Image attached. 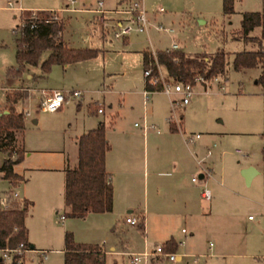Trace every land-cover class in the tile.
<instances>
[{"label": "rangeland", "instance_id": "1", "mask_svg": "<svg viewBox=\"0 0 264 264\" xmlns=\"http://www.w3.org/2000/svg\"><path fill=\"white\" fill-rule=\"evenodd\" d=\"M119 1L103 0L102 9L124 8L133 0H123L122 4H118ZM140 1L148 27L143 32H131L128 41H125L123 37H114L113 18L104 16V25L100 22L101 13L93 10L98 0H76L73 7L78 9L61 11L66 19L64 38L71 46L96 48L97 54L66 69L54 64L45 76L40 75V63L32 65L30 68L36 74L34 78H28L24 72L11 84L14 87L21 84L36 87L30 91L28 98L25 97L16 106L20 112L28 111L24 115L22 137L24 147L31 154L24 151L16 167L27 179L12 185L8 179L0 177V197L9 189L16 191L21 200L28 197L26 193L33 194V206L28 207L24 220L26 236L28 243L45 250L46 255L40 256L38 251L26 254L25 264H64V234L66 230L72 231L68 223L76 220L75 226L80 231L84 230L82 217L65 213L64 172L58 168L63 165V149L71 151V138L97 126L100 120L106 123V131L115 148L118 140H114L111 134L137 131L133 135L141 161L146 148L148 156L157 151L161 145L159 140L170 130L178 132L176 136L180 135V138L182 133L186 142L190 141V135L200 134L201 138L196 140H209L215 144L213 151L217 150V157L208 165L211 172L206 184L212 198L202 200L206 212L209 205L212 207L209 228L199 225L191 234L187 221L179 219L175 229L185 243L179 250L183 254L181 260L164 257L160 262H152L149 257L147 264H264V93L261 84L256 81L261 66L258 64L241 70L232 66L237 51L257 48L254 41L245 40L241 35V19L245 11H259L264 20V0H234L230 13L223 10V0ZM66 2L0 0V86H9L6 69L16 63L15 39L18 32L14 28L26 12L21 11L18 17L19 11L50 9L54 11H48L50 15L62 20L58 11L66 7ZM33 10H29L30 13ZM159 24L174 29L179 50L188 55L204 52L210 56L218 49L227 53L226 72L220 75L221 87L212 85L211 91L194 95L185 107H174L170 97L160 91L151 92L149 101L144 105L140 94L145 88L140 50H163L171 41L168 32L155 28ZM249 34L260 36L261 27H254ZM48 53V50L44 51L40 61ZM161 71L164 72V69ZM51 87L78 89L81 95L58 110L45 111L38 107V88ZM14 90L17 89H0L1 112L7 107L5 94H12ZM78 102L80 106H77ZM91 102L97 106L98 102H104V113H93L89 108ZM34 118L36 123L32 122ZM143 130L145 134L138 133ZM20 137L21 134H18ZM192 143L189 142V145ZM203 153L201 151L200 155ZM5 157L6 153L0 151V165ZM11 157L15 158V153ZM211 157L206 158L205 164ZM245 163H251L250 166L259 171L249 184L241 174ZM199 173L203 174V169L198 164L194 176L202 182ZM201 184L203 186V182ZM143 196L142 192L137 196V203L143 200ZM21 200H16L14 205H21ZM249 214L253 217L250 226L246 223ZM206 216L207 213L199 217L207 219ZM182 226L188 231L182 232ZM133 228L136 229L132 227L131 231L136 232ZM17 231L14 229L13 233ZM143 234L135 233L134 240L141 248L133 253L144 251L145 246L151 251L162 245ZM214 252L224 254H210ZM111 258L108 256L107 264H112ZM115 258L117 264H132L126 254L116 255Z\"/></svg>", "mask_w": 264, "mask_h": 264}, {"label": "trees", "instance_id": "2", "mask_svg": "<svg viewBox=\"0 0 264 264\" xmlns=\"http://www.w3.org/2000/svg\"><path fill=\"white\" fill-rule=\"evenodd\" d=\"M234 0H223V10L230 13L233 10ZM50 12L37 10V17L49 18ZM21 18L27 21L25 26L15 25L18 35L15 39L16 64L6 69L8 76H21L28 66L40 63L41 76L46 75L54 64H67L94 57L97 49L92 47L69 46L62 37L65 22L61 18H49V21L36 22L33 26L30 20V11L22 14ZM261 27L260 36L250 35V31ZM241 35L245 40L254 41L257 48L254 50H241L234 54L232 66L235 70L247 69L256 65L261 66V73L257 78L264 90V20L259 11H245L241 19ZM49 53L40 61L44 51ZM155 57L149 49L142 51L143 67L151 62L155 67L157 61L164 69L166 79L184 82H193L194 77L203 75H225L227 53L218 49L210 56L204 52L188 55L182 50L165 51L156 50ZM143 68V69H144ZM145 87L159 88L146 82ZM27 96L26 90H14L6 94L9 101L7 112L0 114V151L6 157L0 165V177L8 179L15 185L22 177L14 171V164L20 162L24 156V143L18 134L22 135L24 129V114L13 106L20 98ZM98 108H96L97 111ZM105 123L99 121L97 126L87 130L78 137L77 163L74 166L66 165L64 168V203L68 216L84 217L89 212L111 211L113 205V186L105 166L106 152L110 144L105 135ZM16 157L12 158L11 154ZM29 202L8 209L0 208V247L13 246L20 241L29 245L24 225L25 215ZM140 226V224H139ZM18 231L13 233L14 228ZM163 249L174 250L176 243L167 240ZM0 264H3L0 262ZM64 264H106L105 252L97 243L79 242L74 238L73 232L66 230L64 234Z\"/></svg>", "mask_w": 264, "mask_h": 264}, {"label": "crops", "instance_id": "3", "mask_svg": "<svg viewBox=\"0 0 264 264\" xmlns=\"http://www.w3.org/2000/svg\"><path fill=\"white\" fill-rule=\"evenodd\" d=\"M75 3L76 1L74 3H69V0H67L65 4L66 7H61L60 11H58L65 22V26H66V19L62 15L61 11L65 9L69 10V8L72 10L78 9L76 7H73V4ZM122 3L123 0H120L118 2V4H122ZM8 4H10V1H8ZM33 6L39 8V6L41 5H37V6L33 5ZM97 7L98 5L94 7L93 10L96 11L95 9ZM28 10H33V9L20 10L18 17L20 16L21 11H28ZM34 10L50 11V9H34ZM104 16L106 18H113L114 20L117 18L124 17L122 14H117L111 11H106L104 13ZM107 21L111 22V20H107ZM104 35L105 32H103V36ZM62 37L63 40L69 45L68 41L64 38V31L62 32ZM123 38L125 41H128V35L124 36ZM143 50L146 49L140 50L142 66H143V59H142ZM77 62L80 61L67 63V64H58V65H61L63 69H66L71 64H75ZM24 72L27 73L28 78H34L35 77L34 75H36L31 70L30 66H28ZM20 77L21 76L7 75L8 84L10 87L6 84H3L0 86V89L7 90V89L15 88L17 90H26L27 91L26 97L28 98L30 91L36 89V87H32L31 85L28 84H21L18 87H14V85H11L12 82H14V79H19ZM144 85H145V81H144ZM56 88H60V87H51L48 89L38 88L40 90V97L42 96L41 93L42 89L50 91ZM198 89H200V86H198ZM103 92H106V90ZM201 93L203 92H197L194 95H198ZM140 94L142 95V91H140ZM23 100L25 99L20 98L13 103L15 109L17 104L19 102H22ZM147 101H149V99ZM190 101L187 104H189ZM91 103L89 104V108L90 107L92 108L93 113L95 114L104 113L105 111L104 102L101 103L102 111L100 112L98 111V109L96 111V108H98L99 105L97 106L93 102ZM9 104L10 103L6 99V94H5V105H7V107L3 108L2 112L0 110V114L3 112H7ZM187 104L180 107H185ZM77 106H80V102L77 103ZM61 107H59L58 109H60ZM181 117L182 114H180V118ZM34 119H32V122L36 123L37 119L35 122L33 121ZM106 129L107 128H105V135L110 144V148L106 152L105 166L107 172L109 173L111 184L113 186L112 210L104 211V212H89L86 216L82 217L85 227L84 230L82 231H80L75 226L76 220L70 221L68 223V228H70L73 231L74 238L77 241L99 244L102 247V250L105 252L106 264H107L108 256H112L111 258L112 264H117V258H115L116 255L126 254L128 255V257H130L129 255L131 252H133L135 249L139 250L141 248L140 244L136 243L134 240V238H136L135 233L138 232H140L141 234L145 233V235L143 234L144 237L146 236L155 239L161 242L162 245L167 240H173L176 243V248L174 250H168L167 252L175 253V258L173 260H181L183 254L180 253L179 250L185 243H183L181 235H178L177 234L178 231L175 229L178 220L184 218V220L187 221L189 228L191 230V234H192V230L197 228V226L199 225H202L203 228L205 227L209 228L210 213H211L210 209L212 207H210L209 205L207 207V212H206L202 203V200L205 198L201 196V187H202L201 183L203 182V184H207L208 177L206 178L205 176H203L202 173H199L198 176L199 178H202L203 180L202 182L193 180L192 177H194V173L197 170L198 159H202V163L205 166H208L212 163L214 158L217 157V150L213 151L215 144L210 143L209 140H205V139L196 140L198 138H201L199 134L198 137H194L192 140L189 141L190 143L193 142L192 145H189V142L184 141L182 133L180 138V135L179 137L176 136L178 132H174V130L173 131L170 130L164 134L161 140H159L161 142V145L157 147L158 148L157 151H155L150 156H148V151L146 148V152L143 155L141 161L140 159H138L139 154L137 151V143L135 141L136 138L133 135L134 133H137V131H132L128 133L122 132L120 135L115 133L111 134V137H113L114 140L115 139L118 140V142L115 143L117 144V148H115L114 143H112L111 141L110 134L107 133ZM138 133L145 134V131L144 130L141 132L138 131ZM81 134L82 133L77 134L71 138L72 148L70 152H68L67 149L66 150L63 149V157H64L63 165L62 167L58 168L59 170L64 172V168L66 165H70V166L76 165L77 155H78V137ZM21 138L23 141L22 135ZM208 148L211 149L210 154H207ZM24 149L27 154H31V152L27 151L25 147ZM201 151L204 152L202 155H200ZM223 154L224 153L222 152L221 155ZM211 155L213 157H211L210 161L206 162L205 164L204 161L206 160V158L210 157ZM20 162L14 164V171L22 177V179L19 180L17 183L21 181H25L27 179V177L23 173L17 171L16 167ZM250 164L251 163H245L242 166L246 167V166H250ZM44 169H50V167ZM258 172L259 171L256 170V173H254V175L257 174ZM189 175L191 177H189ZM141 192L144 195L143 200L138 201L139 203H137L136 198L138 195H140ZM26 194L28 197H24L22 200L21 199L20 200L21 202L24 201L29 202V207L32 208L33 201L31 200V198L33 194L29 192ZM63 197H64V191H63ZM211 198H212V194H211ZM211 198L206 200H211ZM65 209L67 210V208ZM206 213L208 216L207 219H205V217L203 218L199 217L201 214L205 215ZM129 214L139 216L140 226L139 225L133 226L125 221L126 216ZM249 215L247 217L248 220L246 221L248 226L251 225V221L253 220V217L249 218ZM61 218L62 219L64 218L63 214L61 215ZM132 227H136L137 230L133 228L136 232L131 231ZM181 231L187 232L188 229L182 226ZM29 246L34 250L27 252V254L38 251L40 253V256H42L40 252L41 249H37L34 243L29 242ZM211 246H212V242H210L209 244L210 249ZM146 248L147 246H145L144 249L148 250ZM62 250L64 251V246ZM210 254L215 256L216 255L221 256L224 253L214 252ZM149 257L148 258L152 262H160L164 257L167 256L163 254H158V255L153 254L150 255ZM129 262H130V258H129ZM147 262L148 259L146 263L143 264H147ZM27 263H28V258H27Z\"/></svg>", "mask_w": 264, "mask_h": 264}, {"label": "built area", "instance_id": "4", "mask_svg": "<svg viewBox=\"0 0 264 264\" xmlns=\"http://www.w3.org/2000/svg\"><path fill=\"white\" fill-rule=\"evenodd\" d=\"M76 0H69V3H74ZM102 0H98V7L95 9L97 12L101 13V16L99 18L100 22L104 25V13L106 10L102 9ZM162 10V8L160 9ZM37 11V10H36ZM111 12H115L117 14H122L123 18H117L114 20V23L112 25V31L113 35L116 38L124 37L128 34H130L133 31L136 32H143L148 27V19L146 17L145 10L141 4L140 0H133L130 1L129 4H127L124 8H117L112 10H107ZM50 12H54L50 10ZM31 19L30 26H33L36 22H47L49 21V18L58 19L57 16L51 14L49 18H41L37 17V12L33 10L31 12ZM27 24V21L21 18L20 21H18V25L25 26ZM155 28L157 30H164L169 33L171 36V41L169 46L164 49L165 51H172V50H178L179 49V43L176 39V35L173 33L174 29L171 27H165L161 24L156 25ZM16 31V30H15ZM151 54L155 57V50H149ZM155 67L150 62L149 65H147L143 69V74L145 77L146 82L150 84H160L159 88L150 89L148 87H145L142 90V96H143V102L146 104L147 100L149 99V94L151 92L160 91L164 94L168 95L171 99V103L174 107H180L187 104L191 97L197 93V92H209L213 88L212 85L221 87V79L222 77L220 75H213L211 77H204L203 75H197L194 77L193 82H184V81H175L172 82L165 77V73L161 71L162 67L161 65L155 61ZM198 86H200V89H198ZM42 96L40 97V101L38 104V107L45 111H55L59 107H61L63 104L68 103L72 98L79 97L81 95V91L78 89H71V90H65V89H52L50 91L48 90H41ZM264 93V90H263ZM98 111H102L101 103L98 102ZM23 114H28V111H23ZM199 134L190 135L189 140H192L194 137H198ZM211 149H207V154H210ZM198 164L203 169V176L206 178L209 177L211 169L208 166H205L202 163V159L197 160ZM193 180H197V178L194 176L192 177ZM201 196L205 199L211 198V191L206 186V184H203L201 187ZM18 193L14 191L13 189H9L4 192L3 196L0 197V208H11L14 205V202L16 200H20L18 198ZM63 217V216H62ZM249 218H252V215H249ZM125 221L133 226H138L140 224V218L139 216L129 214L126 216ZM15 230L18 229L17 227L14 228ZM34 249L31 248L29 245H26L24 241H20L17 244L13 246L6 245L4 247H0V262L3 264H25L26 262V254L29 251H33ZM42 256L46 255L45 250H40ZM158 255L163 254L167 256L169 259L173 260L175 258V253L173 252H167L163 251L162 245H157L153 250H144L139 253H130V263L132 264H141V262L146 263L148 257L150 255Z\"/></svg>", "mask_w": 264, "mask_h": 264}, {"label": "water", "instance_id": "5", "mask_svg": "<svg viewBox=\"0 0 264 264\" xmlns=\"http://www.w3.org/2000/svg\"><path fill=\"white\" fill-rule=\"evenodd\" d=\"M34 122L36 119L33 120ZM256 173V169L253 166H246L241 169V174L245 178L246 184H249L252 176Z\"/></svg>", "mask_w": 264, "mask_h": 264}]
</instances>
